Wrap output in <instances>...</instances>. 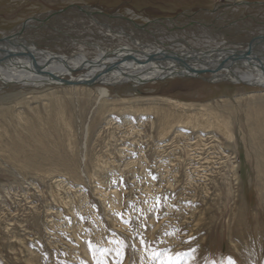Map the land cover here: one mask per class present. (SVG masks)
Here are the masks:
<instances>
[{
	"label": "rangeland",
	"instance_id": "1",
	"mask_svg": "<svg viewBox=\"0 0 264 264\" xmlns=\"http://www.w3.org/2000/svg\"><path fill=\"white\" fill-rule=\"evenodd\" d=\"M31 19L16 36L65 56L122 32L231 53L264 36V0H0V38ZM0 264H264V89L0 82Z\"/></svg>",
	"mask_w": 264,
	"mask_h": 264
},
{
	"label": "bare ground",
	"instance_id": "2",
	"mask_svg": "<svg viewBox=\"0 0 264 264\" xmlns=\"http://www.w3.org/2000/svg\"><path fill=\"white\" fill-rule=\"evenodd\" d=\"M91 14L94 13L88 15ZM32 20L25 21L10 38H0V82L5 85L13 83L21 88L40 89L44 86L62 85L64 80H75L80 82L75 86L98 84L112 88L126 83L141 86L169 78L193 77L211 84L228 81L231 84L264 89V73L261 71L264 70V38H254L245 49L231 53H228L227 41L215 44L216 47L206 45L205 51H195L185 44L169 51L159 41L156 44H145L122 32L121 37H126L130 42L125 48L105 49L99 44L91 45L96 53L89 56L83 45L77 53L65 56L38 50V47L23 42L16 36L31 28ZM255 70L257 72L254 74ZM205 72H212V76L202 77ZM74 73L80 74L74 76ZM99 95L107 96V90L99 88ZM165 118L166 124H170V118ZM185 118L190 126L196 127L199 121L197 127L209 126V118L204 112L199 111ZM215 125L228 140L231 138L226 127L216 119Z\"/></svg>",
	"mask_w": 264,
	"mask_h": 264
},
{
	"label": "water",
	"instance_id": "3",
	"mask_svg": "<svg viewBox=\"0 0 264 264\" xmlns=\"http://www.w3.org/2000/svg\"><path fill=\"white\" fill-rule=\"evenodd\" d=\"M264 38V36H257V37H255V39L254 40H260V39H263ZM255 42V41H254ZM152 58V57H151ZM150 58V59H151ZM108 69H110V67L108 68ZM62 83V85H65V86H69V85H71V86H75V85H78V84H80V82L79 81H75V80H68V81H62L61 82ZM88 85L90 84V83H87Z\"/></svg>",
	"mask_w": 264,
	"mask_h": 264
}]
</instances>
